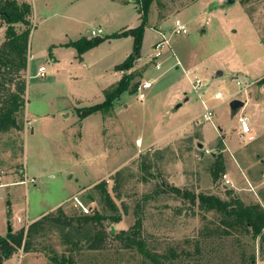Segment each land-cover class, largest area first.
I'll return each mask as SVG.
<instances>
[{"label": "rangeland", "instance_id": "rangeland-1", "mask_svg": "<svg viewBox=\"0 0 264 264\" xmlns=\"http://www.w3.org/2000/svg\"><path fill=\"white\" fill-rule=\"evenodd\" d=\"M17 1L31 6L32 30L20 127L0 138V170L5 173L0 182H16L0 188V237L8 226L16 232L55 213L68 198L63 204L68 216L87 209L103 212L94 186L105 182L121 221L104 222L103 228L117 233L139 219L146 249L167 255L165 264H251V257L255 264L264 262L260 238L242 233L203 237L206 231L214 233L218 214L200 210L197 202L193 205L170 189L222 200L233 195L245 205L264 207V0H233L229 5L227 0H156L140 51L149 60L137 70L151 69L131 82L139 83L137 91L142 82H152L143 92L145 99L140 101L137 91L125 92L110 115L84 119L75 108L103 102V90L116 82L114 66L131 53L132 41L106 40L86 52L84 63L74 59V49L58 46L51 50L59 60L53 63L49 48L81 37L93 39L88 35L92 30L109 36L126 25L135 28L140 24L137 7L120 0ZM175 20L186 27V35L173 34ZM5 29L0 19V46ZM162 35L169 46L157 61L160 70H155L152 47ZM40 67L43 77L37 73ZM131 71L117 72L122 77ZM195 79L201 88H192ZM6 86L14 90V85ZM233 100L245 103L235 114ZM206 109L213 114L208 121L202 117ZM240 117L249 119V136L238 133ZM220 159L223 172L215 168ZM223 175L231 187H224ZM25 178L34 183L20 184ZM82 237L44 225L31 252L20 249L4 264H60L62 257L72 261L68 264H152L136 247L126 250L114 237L100 251L88 250ZM76 240L81 242L75 245ZM171 250L180 257L170 259Z\"/></svg>", "mask_w": 264, "mask_h": 264}, {"label": "trees", "instance_id": "trees-1", "mask_svg": "<svg viewBox=\"0 0 264 264\" xmlns=\"http://www.w3.org/2000/svg\"><path fill=\"white\" fill-rule=\"evenodd\" d=\"M127 2V1H126ZM156 0H136L134 3L139 14L140 24L132 29L122 30L109 36L88 39L81 37L76 41H69L59 45L62 48H72L76 51V59L81 62L82 55L89 50L99 46L106 40L132 38V51L123 62L116 65L114 70L127 71L132 69L128 75L122 77L113 85L103 90L104 100L100 104L90 107L75 108L80 119H84L95 113L110 115L114 102L123 93L129 95L135 94L139 83L131 82L141 78L143 70H135L133 62L140 58L141 45L143 41L144 28L147 22V16L150 7ZM0 19L6 24L4 41L0 46V138L12 130H19L17 121L18 114L24 108L26 83L24 73L27 69V50L32 26L30 17L32 15L31 6L25 2L17 0H4L0 2ZM20 25L21 30L17 31L16 26ZM52 45L49 48L48 56L53 59ZM264 80V79H263ZM7 84L14 85V90H8ZM3 91V92H2ZM216 158V157H215ZM215 168L218 172H223L222 160L216 161ZM100 192V203L103 212L88 214H79L68 216L64 213L63 207H59L55 213L51 212L42 215L38 220L32 222L27 228H21L16 232L7 233L5 237H0V264L9 259L20 249L29 253L32 251V241L44 225H49L67 232L73 231L76 235H83L82 239L87 241V249L90 251H100L105 249L108 237H114L122 244L126 250L136 247L138 252L152 264H165L167 255H160L146 249L141 239L140 225L141 221L137 219L134 225L128 230H120L117 233H109L103 228L104 222L118 224L121 221L119 209L106 189L105 182H100L94 186ZM173 194L188 199L193 205L197 202L200 210L215 212L218 214V220L214 233L203 234L205 238H227L233 233H242L255 240L260 238L264 240V209L259 204L245 205L237 197L230 195L229 200H222L213 195L190 194L186 190L176 187L170 188ZM226 191V190H225ZM116 193V187L113 188ZM115 197H119L116 193ZM122 208V207H121ZM124 213L126 208L123 207ZM9 214V212H8ZM91 234V235H90ZM81 240H76L75 245ZM197 253H200L198 244H195ZM170 259H178L180 256L174 251H169ZM188 258L189 254H185ZM72 262L69 259L61 258L60 264ZM249 263L255 264L251 257Z\"/></svg>", "mask_w": 264, "mask_h": 264}, {"label": "built area", "instance_id": "built-area-1", "mask_svg": "<svg viewBox=\"0 0 264 264\" xmlns=\"http://www.w3.org/2000/svg\"><path fill=\"white\" fill-rule=\"evenodd\" d=\"M173 34L176 36H184L187 34V30L186 27L179 21V20H175L174 25H173ZM91 38H96V37H102L103 36V32L101 29L98 30H92L89 34H88ZM169 46L168 41L164 38V35H162V38L160 41L156 42L153 45V54L151 56V59H153L156 63H154L153 67L155 68V70H159L160 69V65L157 62L158 60H160L161 56H162V51L165 47ZM37 73L40 77L44 76V68L40 67L37 69ZM152 85V82H148V81H144L140 84L139 89L137 91V98L142 101L144 100L145 96H144V91L148 90ZM201 81L199 79H195L194 82L192 83V88L193 89H199L201 88ZM214 98L216 100H220L222 98V95L220 93H216ZM213 116L212 111L206 109V111L202 114V117L205 121H208L211 119V117ZM238 129H239V134L241 136H249L251 134V129H250V125L248 123V118L247 117H240L238 119ZM4 175V172L0 171V178L1 176ZM222 179L224 181V187H231V181L227 178V175H223ZM28 183H34V179H30L27 180L26 178L24 180H22L20 182V184H25L27 185ZM76 199V198H73ZM90 211L84 210L83 214H88ZM17 222L22 223V220L20 218L16 219ZM28 225V223H26ZM27 225L25 228H27Z\"/></svg>", "mask_w": 264, "mask_h": 264}, {"label": "crops", "instance_id": "crops-1", "mask_svg": "<svg viewBox=\"0 0 264 264\" xmlns=\"http://www.w3.org/2000/svg\"><path fill=\"white\" fill-rule=\"evenodd\" d=\"M19 1H21V0H19ZM120 1H123L124 3L127 1V3H131L129 0H120ZM21 2H23V1H21ZM134 4V3H133ZM135 7H136V5H135ZM137 9V8H136ZM138 17H139V14H138ZM138 21H139V18L137 19ZM131 27V25L130 26H128V25H126V26H123V27H121L120 29H118L117 31H115V32H113V33H116V32H121L122 30H128V29H132V28H130ZM155 30H157V29H155ZM113 33H111V34H113ZM103 36H105L104 34H103ZM130 38V37H129ZM131 39V41H132V38H130ZM115 40H117V39H110V40H107L108 41V44H111L112 42H114ZM69 42V41H68ZM65 43H67V42H64V43H61V44H59V45H62V44H65ZM59 45H54V46H58L59 47ZM67 49H72V48H67ZM75 51V50H74ZM76 52V51H75ZM86 55V53H84L83 55H82V61L81 62H79L77 59H76V55L74 56V59L78 62V63H84L85 62V59H84V56ZM53 56V55H52ZM128 55H126V57H127ZM125 57V58H126ZM148 60L149 59H146V58H142V56H140V58L136 61V63H138L137 65H134V69L136 70V69H139V65H140V63H147L148 62ZM59 60L57 59V58H55L54 56H53V63H56V62H58ZM123 62V61H122ZM120 64V63H119ZM118 65V64H117ZM116 66V65H115ZM114 66V67H115ZM150 69L151 68H149L148 70H144V72H143V77H145L146 76V74H147V72L148 71H150ZM160 70V69H159ZM114 74H115V78H116V82L121 78V75H120V73L119 72H116V71H114ZM115 82V83H116ZM115 83H112L111 85H113V84H115ZM111 85H109V86H111ZM108 86V87H109ZM107 87V88H108ZM106 88V89H107ZM105 90V89H104ZM179 97L177 96L175 99H176V102H179V99H178ZM145 99V98H144ZM187 100L186 99H184L183 100V102L182 103H180V107L179 108H181L182 106H183V104H185V102H186ZM244 106H245V103H244ZM123 109H127L128 108V106H127V104H124L123 106ZM79 108H81V107H79ZM174 112L175 111H177V109H176V106H175V108H174V110H173ZM248 123H250L249 122V119H248ZM238 133H239V129H238ZM137 143H139L138 145H142L141 143H140V141L139 140H137ZM0 171H2V172H4L3 170H0ZM5 174V173H4ZM228 178V177H227ZM229 179V178H228ZM13 184H16V182L15 183H10L9 181H7V182H0V188H2V187H6V188H8V187H10V186H12ZM227 188V187H226ZM69 200V198L63 203V204H66L67 203V201ZM8 204H9V201H8ZM61 205L60 207H63L64 205ZM263 209H264V207H263ZM17 223H20V222H17ZM11 230H12V232H13V229L11 228ZM15 232V231H14ZM16 254V253H15ZM261 264H264V262H260ZM4 264V263H3Z\"/></svg>", "mask_w": 264, "mask_h": 264}, {"label": "water", "instance_id": "water-1", "mask_svg": "<svg viewBox=\"0 0 264 264\" xmlns=\"http://www.w3.org/2000/svg\"><path fill=\"white\" fill-rule=\"evenodd\" d=\"M131 3H135L136 0H129ZM233 2V0H227L226 4L229 5ZM216 4H214L215 6ZM2 15L1 11H0V16ZM221 73H218V75H220ZM180 107V104L176 105V109H178ZM244 107V102H241L239 100H233L231 103H230V108H231V111H232V114H235L236 112H238V110H240L241 108ZM201 147V145H200ZM12 230H11V227L8 226V229H7V233H11Z\"/></svg>", "mask_w": 264, "mask_h": 264}, {"label": "bare ground", "instance_id": "bare-ground-1", "mask_svg": "<svg viewBox=\"0 0 264 264\" xmlns=\"http://www.w3.org/2000/svg\"><path fill=\"white\" fill-rule=\"evenodd\" d=\"M137 144H139V143H137Z\"/></svg>", "mask_w": 264, "mask_h": 264}]
</instances>
